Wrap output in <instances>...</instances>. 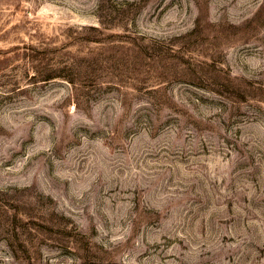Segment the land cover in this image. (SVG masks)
<instances>
[{
  "label": "rangeland",
  "instance_id": "obj_1",
  "mask_svg": "<svg viewBox=\"0 0 264 264\" xmlns=\"http://www.w3.org/2000/svg\"><path fill=\"white\" fill-rule=\"evenodd\" d=\"M0 264H264V0H0Z\"/></svg>",
  "mask_w": 264,
  "mask_h": 264
},
{
  "label": "trees",
  "instance_id": "obj_2",
  "mask_svg": "<svg viewBox=\"0 0 264 264\" xmlns=\"http://www.w3.org/2000/svg\"><path fill=\"white\" fill-rule=\"evenodd\" d=\"M93 30H95V29H93ZM54 78L53 77H49L48 79H47V81H50V80H53Z\"/></svg>",
  "mask_w": 264,
  "mask_h": 264
}]
</instances>
